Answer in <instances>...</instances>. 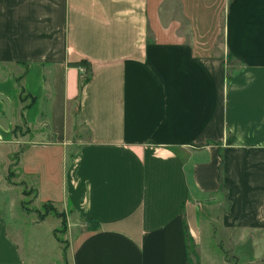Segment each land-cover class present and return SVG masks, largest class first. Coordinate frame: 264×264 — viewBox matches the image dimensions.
I'll return each mask as SVG.
<instances>
[{"label": "crops", "instance_id": "0c3cea01", "mask_svg": "<svg viewBox=\"0 0 264 264\" xmlns=\"http://www.w3.org/2000/svg\"><path fill=\"white\" fill-rule=\"evenodd\" d=\"M13 161L76 230L61 249L52 218L56 261ZM232 242L264 257V0H0V264H229Z\"/></svg>", "mask_w": 264, "mask_h": 264}, {"label": "rangeland", "instance_id": "374dc122", "mask_svg": "<svg viewBox=\"0 0 264 264\" xmlns=\"http://www.w3.org/2000/svg\"><path fill=\"white\" fill-rule=\"evenodd\" d=\"M229 0H225L228 2ZM223 23H224V12H218V23L215 27H213L212 32H202L201 34V41L202 46L197 48V52L201 55L208 57H224L226 55L225 50V40H224V33H223ZM206 43V44H205ZM235 70V67L230 64V61L227 62V73H232ZM80 138L85 139L84 130L81 131ZM14 161L9 166L7 172H5V179L6 183L9 185L11 189V193L9 195L10 202L12 203V207L18 212L22 213H35L36 218L39 220L40 215H43L46 211L47 216L51 217L47 219L46 223L40 227L39 229H34L31 226L25 228V239L27 241V247L30 246V242L32 246L37 243V252L39 254V258L43 259L44 262L47 259H58V249L56 247L55 240L49 235V231L55 227L57 222H59L58 229L56 230L55 235L60 238V248L66 249L68 245L71 244L72 238L75 235V228L68 227L67 230L65 229L66 226L64 225L63 221L65 220V213H59V211L51 206L48 209H45L44 206L36 209V205L34 204V194L32 190H27L21 187V184L15 183L13 181L14 177L9 175L10 171L14 168ZM22 190V191H21ZM224 192H222L223 194ZM207 201L210 198L206 199ZM53 208V209H52ZM57 219V222L55 219ZM66 230V231H65ZM37 233V235L35 234ZM206 241L209 240H204ZM251 242V241H250ZM250 242H241L243 246H237V242H232V247L228 251L225 249V246H219L221 252L225 254V258L228 259L229 264H264V257H252V256H245V246L251 244ZM229 245V244H228ZM35 249V246L32 247ZM241 248V249H240ZM195 259V258H193Z\"/></svg>", "mask_w": 264, "mask_h": 264}, {"label": "trees", "instance_id": "16d2710c", "mask_svg": "<svg viewBox=\"0 0 264 264\" xmlns=\"http://www.w3.org/2000/svg\"><path fill=\"white\" fill-rule=\"evenodd\" d=\"M70 66L72 67H75V68H83V80L81 82V88L82 86L89 80L90 78V73H91V68L89 66V64H87V62L85 61H80V62H76V63H71L69 64ZM19 153L16 154V158L18 157ZM45 209H48L49 207H51V204H45L43 205ZM53 209V208H52ZM47 211L43 214V215H40L39 217V221H42L45 219V217L47 216ZM63 223H65V220L63 221ZM65 225V224H64Z\"/></svg>", "mask_w": 264, "mask_h": 264}]
</instances>
